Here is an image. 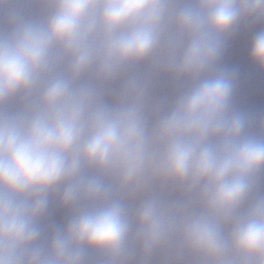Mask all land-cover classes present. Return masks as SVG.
<instances>
[{
	"label": "clouds",
	"instance_id": "9594fccd",
	"mask_svg": "<svg viewBox=\"0 0 264 264\" xmlns=\"http://www.w3.org/2000/svg\"><path fill=\"white\" fill-rule=\"evenodd\" d=\"M24 2L0 0V264H264V136L217 69L264 0ZM249 58L264 71V30ZM140 65L188 86L150 108ZM57 196L71 214L46 234Z\"/></svg>",
	"mask_w": 264,
	"mask_h": 264
}]
</instances>
